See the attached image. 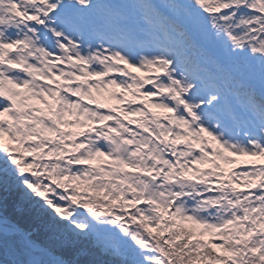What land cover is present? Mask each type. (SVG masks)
<instances>
[{
    "label": "snow or ice",
    "instance_id": "6c2138e0",
    "mask_svg": "<svg viewBox=\"0 0 264 264\" xmlns=\"http://www.w3.org/2000/svg\"><path fill=\"white\" fill-rule=\"evenodd\" d=\"M0 264H264V0H0Z\"/></svg>",
    "mask_w": 264,
    "mask_h": 264
}]
</instances>
